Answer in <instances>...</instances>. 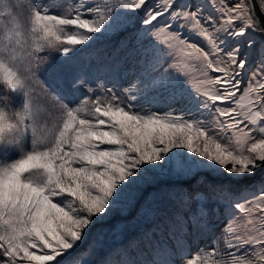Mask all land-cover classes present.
<instances>
[{
    "label": "snow or ice",
    "instance_id": "1",
    "mask_svg": "<svg viewBox=\"0 0 264 264\" xmlns=\"http://www.w3.org/2000/svg\"><path fill=\"white\" fill-rule=\"evenodd\" d=\"M204 6L190 11L178 0H0V88L21 98L18 105L0 107V264H84L76 250L88 232L130 187L145 183L144 165L185 159L169 156L173 149L201 158L188 159V171L206 168L230 183L264 168V57L241 90L247 63L242 53L253 41L237 39L248 37L249 30L264 32V0H207L216 16H205ZM129 10L139 12V22L163 46L153 45L159 54L155 63L171 57L168 68L187 79L191 92L179 77L164 75L148 78L143 87L138 78L123 89L127 103L113 88L104 89V96H84L76 106L45 88L47 103L41 102L34 84L48 61L40 53L71 59L82 51L77 46L97 39L92 34L126 27ZM166 15L207 47L171 22L160 25ZM221 34L236 41L228 51ZM164 80L165 91L175 81L167 102L206 109L210 121L190 118V108H145L143 93L158 91ZM213 190L231 197L225 185ZM235 208L243 220L233 219L211 249L184 264H264V182L241 189ZM202 227L209 230L207 223ZM177 254H183L179 243L176 251L161 248L157 256Z\"/></svg>",
    "mask_w": 264,
    "mask_h": 264
},
{
    "label": "rangeland",
    "instance_id": "2",
    "mask_svg": "<svg viewBox=\"0 0 264 264\" xmlns=\"http://www.w3.org/2000/svg\"><path fill=\"white\" fill-rule=\"evenodd\" d=\"M153 2L154 0H149L150 4ZM229 2H235V0H229ZM178 3L188 4L190 7L184 10L190 11L196 10L195 7H192L193 5H205L201 9L205 16L209 14L213 16L217 15L210 7H207V0H178ZM127 16L129 17V22L126 27L106 36H101L99 33L92 34L97 39L87 47L83 45L77 46L82 51L78 52L71 59H66L55 51L46 50L40 53L48 61V63L41 66L37 74L38 82L34 84V88L40 94L38 98L41 102L47 103V98L43 95L45 88L72 106L78 105L84 96H104V89L113 88L116 94L125 99L127 103L128 101L123 89L136 84L138 78L140 80L139 86L143 87L144 84L150 82L148 78H160L164 75L179 77V80L183 82L181 86L191 92L187 79L174 69L168 68V65L173 62L171 57L162 56L159 63H155L156 57L159 54L154 51L153 45L156 48H163V46L157 44L152 38L151 33L147 32L139 22V12L129 10ZM166 21L173 23L174 28L180 31L182 35L188 37L192 42L202 47H207L206 42L201 38L194 34H189L187 29L179 28L178 25L182 23L181 21L172 22L170 17L166 15L160 19L159 23L163 25ZM221 37L228 41L225 48L226 51L230 50L236 43V41L223 34H221ZM249 38L252 39L253 44L251 48L244 46L242 53V57L246 59L247 63L240 77L243 82L241 90L246 86L251 73L258 67L261 58L264 57V38L259 31L253 33L249 30L248 37L237 39L245 40ZM165 51L167 50L165 49ZM165 69L168 70L167 73H165ZM77 81H83V83L77 84ZM167 84L168 81L164 80L158 91L149 88L143 93L145 108H151L158 112L167 110L179 112L181 109L187 111L190 108L191 111L187 112L190 118L210 121L211 117L206 109L197 107L194 104L185 105L183 103L167 102L166 97L171 93L175 81L165 91L164 85ZM89 87L93 89L92 92L87 91ZM107 95L110 96L111 93ZM20 99L19 96H14L6 89L0 88V107L9 108L10 106L18 105ZM228 135L230 136L231 133ZM173 153L185 159L168 161L166 158L165 162H160L158 165H144L143 168L149 170L145 174V183L130 187L124 196L112 206V210L104 218L111 220L110 227L106 229L104 223H98L88 232L83 241V243L87 241V244L82 247L80 246L76 250V253L80 254V258L84 264H116L114 258L120 255L119 247L124 244V240L126 243L132 240L134 244H140L144 240L142 233L147 232L150 234L155 229L160 230V223L156 221V218L161 219L162 216L171 215L168 210L170 207L166 206L171 204L172 198L176 196L174 192L179 188L181 181L184 182L201 177L199 179L200 183L193 188L190 187V183L184 184L186 189H184V192H189L188 195L190 196L184 198L185 204L182 212L185 219L191 220L187 221L189 222V226H186L184 229L187 237L191 238V240L184 246L181 245L183 247V254L170 257L173 260L177 259L176 264H184L185 259L199 252L201 249H211L213 242L222 234L223 230L233 219L239 217L240 221L243 220V217L240 216L235 208L236 199L240 196L241 189L264 182V168L257 169L253 177H246L239 183H230L214 176L206 168H192L191 171H188L187 160H201L200 157L194 156L184 149H173V152L169 153V156H172ZM201 162L207 163V161ZM153 168H162L163 171H151ZM219 185H225L229 188L231 193L230 198H225L224 194L213 190L214 186ZM155 195H159V197H155ZM244 195L250 197L251 192L244 193ZM239 202L244 203L245 201L240 199ZM135 203L138 204L135 205ZM137 205L140 206L136 209ZM172 209L175 208L173 207ZM193 209L197 213H206L205 216L199 215L200 217L196 219L198 221L197 225L192 224L193 220L191 217L192 215L195 216L191 212ZM129 210H131L129 217H111L116 213L125 214ZM204 223L209 225V230L205 231L203 229L202 225ZM174 227H177L178 231V224L172 225V228ZM201 233L207 234L208 239L201 240L198 237ZM160 234L162 233L160 232ZM154 238L148 244L151 246L152 242H154L156 245H160L155 251H159L161 248H173L177 250L173 242L170 241V247H165L163 244H160L158 239ZM120 242L122 243L120 244ZM221 248L223 249L222 244ZM150 250L147 247V251H140L135 258L134 251L137 252V248L129 247L126 249V255L132 261L145 256V263L138 262V264H147L149 259L152 261L151 258L163 259V256L152 257L151 255L154 250ZM142 252H146L145 255H140Z\"/></svg>",
    "mask_w": 264,
    "mask_h": 264
},
{
    "label": "trees",
    "instance_id": "3",
    "mask_svg": "<svg viewBox=\"0 0 264 264\" xmlns=\"http://www.w3.org/2000/svg\"><path fill=\"white\" fill-rule=\"evenodd\" d=\"M200 176V175H199ZM201 178V177H200ZM198 177H196L195 179H189L187 181H181L180 182V186L179 188L177 189V191L174 192V194L176 195L175 197L172 198V201H171V204H168L166 207H170L169 212L171 213V215H166V216H162L161 219H157L156 218V221H158L160 224V230H154V232H150V234H148L147 232L145 233H142V235L144 236V240L143 242L141 241L140 244H134V242L131 240V241H128V243L125 242V240L123 241L124 244H122L120 247H119V250H120V255L119 256H116L114 258V262L116 264H138V262H141V263H145L146 261V257H141V258H138L136 259V261H132L128 255H126V249L127 248H137V252L134 251V257L136 258V256L139 254L140 251H147V247H149V249H151L150 251H153L152 252V257H156L157 256V253H158V250L155 251L156 248L160 247V245H156L154 242H152L151 246L148 244V242H151L154 239H158L160 244H163L165 247H170V241L173 242V245L174 247H177L178 243L179 242V245H182L184 246L185 244H187L188 241L191 240V238H188L186 233H185V227L189 226V222L187 221H191V220H188V219H185L184 218V213L182 212V210L184 209V204H185V200L184 198L186 196H190L188 195L189 192L186 191V193L184 192V189H185V186L184 184L185 183H190V187L193 188L194 186H197L199 182V179ZM186 190V189H185ZM155 197H159V195H155ZM141 202V201H140ZM139 203V202H138ZM138 203H135L138 204ZM142 204V202H141ZM163 205V204H162ZM140 205H137L135 208L137 209ZM147 206V205H146ZM175 208V209H172V208ZM135 209V210H136ZM131 210H129L127 213L125 214H121V213H116L115 215L111 216V217H121L123 216L122 218H126V217H129V213H130ZM196 219L199 218V213L196 212L195 209H193L191 211ZM168 214V213H167ZM131 216V215H130ZM193 215L191 217V219L193 220L192 221V224L193 225H197V220L193 219ZM109 218H106V219H103V221L99 222V223H104L106 229L109 228V224H111V220H108ZM178 224V231H177V227H174L172 228V225H177ZM176 231V233H174ZM162 233L159 235V233ZM193 234V233H191ZM195 236H198V235H195ZM129 237V236H128ZM201 240H206L208 239L207 238V234H202L201 235L199 234V236ZM129 239V238H128ZM178 240V241H177ZM208 242V241H206ZM122 242H120L121 244ZM87 244V241H85V243L81 244L80 246L82 247L83 245H86ZM125 249V250H124ZM169 249H172L173 251H176L175 249L173 248H169ZM138 253V254H137ZM146 252H142L140 255H145ZM176 256V255H174ZM167 258H170V257H167ZM163 259H166L163 257ZM151 260H154L151 258ZM150 262V259L148 260ZM176 263H177V259L175 260Z\"/></svg>",
    "mask_w": 264,
    "mask_h": 264
},
{
    "label": "water",
    "instance_id": "4",
    "mask_svg": "<svg viewBox=\"0 0 264 264\" xmlns=\"http://www.w3.org/2000/svg\"><path fill=\"white\" fill-rule=\"evenodd\" d=\"M258 16H261V13L259 11V9H257V13ZM261 19H264V16H261ZM259 33L261 34V36L264 38V32L259 31Z\"/></svg>",
    "mask_w": 264,
    "mask_h": 264
}]
</instances>
